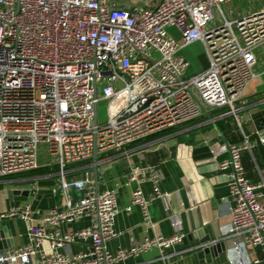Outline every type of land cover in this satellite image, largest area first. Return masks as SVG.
<instances>
[{
    "label": "built area",
    "instance_id": "built-area-1",
    "mask_svg": "<svg viewBox=\"0 0 264 264\" xmlns=\"http://www.w3.org/2000/svg\"><path fill=\"white\" fill-rule=\"evenodd\" d=\"M152 1L123 7L112 0H0V182L37 170L38 147L44 144L57 168L61 200L45 212L25 203L1 215L27 225V243L0 251V264H127L151 251L162 264H176L167 251L182 243L180 233L153 234L128 249L107 251L106 243L117 237L116 193L96 190L91 158L95 152L127 155L130 145L197 120L208 109L235 115L257 77L264 6L229 20L222 7L231 0H158L151 7ZM216 13L221 24L209 28ZM169 29H176L180 43ZM196 42L202 43L208 67L187 78L189 62L180 52ZM103 100L107 117L99 123L97 113L95 124L94 110ZM257 144H264V135L255 140L243 135L223 151L228 160L216 161L222 152L213 153L218 171L230 169L232 222L226 239L237 255L234 264H264V181L252 183L242 161ZM89 161L77 178L69 177L77 171L70 166ZM161 179L155 166L134 167L128 177L135 187L125 212L139 208L150 229V201L168 198L160 192ZM145 182L152 185L148 197L141 190ZM83 220L86 227L63 230ZM75 245L81 250L71 253Z\"/></svg>",
    "mask_w": 264,
    "mask_h": 264
},
{
    "label": "crops",
    "instance_id": "crops-1",
    "mask_svg": "<svg viewBox=\"0 0 264 264\" xmlns=\"http://www.w3.org/2000/svg\"><path fill=\"white\" fill-rule=\"evenodd\" d=\"M112 1L123 7L145 2ZM157 3L158 0H153L150 6L154 7ZM232 4L231 0L222 9L229 20L259 11L263 7L251 9L247 6L244 10L235 12ZM168 33L176 41H180L176 29H169ZM254 72L257 77L236 104L235 115L224 108L208 109L197 120L130 145L127 148L130 153L127 155L102 154L98 157L97 190L115 191L118 209L114 224L117 237L106 243L107 251L114 253L120 247L128 249L153 234L171 237L180 233L184 235L182 243L167 251L172 254L171 262L234 264L233 259L237 255L232 241L226 239L232 222V201L227 184L230 169L218 171L213 153L222 152L216 161L228 160V154L223 151L229 145L239 143L243 135L249 136L251 140L264 135V45L256 51ZM143 144L151 146L145 150L134 151ZM242 161L252 183L264 181V144H257L251 152L243 153ZM88 164L90 161L70 166V170L77 171L69 177L77 178ZM148 166H155L161 172L159 189L161 193L168 195L167 199L150 201L148 215L153 225L151 229L144 224L139 208L133 207L130 213L125 212L130 202L131 190L135 187L134 184L128 185V177L134 167ZM39 169H46V175L42 177H47L57 168L51 163L39 167L33 174L28 172L0 182V251L21 247L27 243V225L19 219H3L1 215L25 203H31L33 208L44 212L60 206L58 183L54 187H37L36 182H30L40 177ZM141 190L148 197L152 193L151 183H142ZM261 194V203L264 205V190ZM87 225L88 221L83 220L64 227L63 230H76ZM206 240L208 242L201 244V241ZM197 246V251L184 253L190 247ZM44 248L47 249V244ZM80 250L79 245L69 248L71 253ZM205 250L208 252L204 253ZM260 256L264 257L261 253ZM157 259V251H151L128 260L127 264H162ZM10 264L20 263L15 261Z\"/></svg>",
    "mask_w": 264,
    "mask_h": 264
},
{
    "label": "rangeland",
    "instance_id": "rangeland-1",
    "mask_svg": "<svg viewBox=\"0 0 264 264\" xmlns=\"http://www.w3.org/2000/svg\"><path fill=\"white\" fill-rule=\"evenodd\" d=\"M232 8L235 12L244 10L247 6L252 8H261L264 6V0H232ZM223 9V7H222ZM220 17L218 16V13H216V19L214 25H209L208 27H215L220 25ZM174 34V33H173ZM178 43H180L179 40H177ZM181 54L187 59L189 62V69L187 71V77H194L195 75L201 73L204 71L208 66V60L205 55L204 48L202 46V43L196 42L190 46H187L182 49ZM98 95H101V87L98 89ZM107 101H100L97 108L98 113V122L104 123L107 117ZM53 163V159L48 155L46 145L41 144L38 147V166H46ZM57 169H54L51 176L42 177L43 175H46L45 172L41 173L39 172L40 177L31 180L30 182H36L37 187H54L55 184H57ZM31 176V175H30Z\"/></svg>",
    "mask_w": 264,
    "mask_h": 264
},
{
    "label": "water",
    "instance_id": "water-1",
    "mask_svg": "<svg viewBox=\"0 0 264 264\" xmlns=\"http://www.w3.org/2000/svg\"><path fill=\"white\" fill-rule=\"evenodd\" d=\"M95 97L97 95V91L95 90ZM94 123L96 124L97 123V108L95 107V110H94ZM173 151V150H172ZM98 154L95 152L91 158V161L93 162L94 166L91 170L92 174H93V179H94V184H95V188L97 190V186H98ZM70 195L73 199V202H76L78 197L76 196V193H75V189L72 188L71 191H70ZM208 242V240L206 241H201V244H204ZM208 251L205 250L204 253H207Z\"/></svg>",
    "mask_w": 264,
    "mask_h": 264
},
{
    "label": "trees",
    "instance_id": "trees-1",
    "mask_svg": "<svg viewBox=\"0 0 264 264\" xmlns=\"http://www.w3.org/2000/svg\"><path fill=\"white\" fill-rule=\"evenodd\" d=\"M35 171V170H34ZM47 170L46 169H39L38 170V172H41V173H43V172H46ZM32 174H33V171H30Z\"/></svg>",
    "mask_w": 264,
    "mask_h": 264
}]
</instances>
